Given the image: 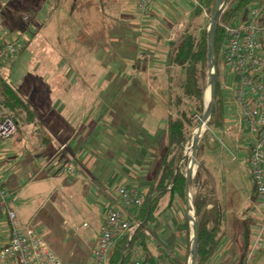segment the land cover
<instances>
[{
  "label": "crops",
  "instance_id": "1",
  "mask_svg": "<svg viewBox=\"0 0 264 264\" xmlns=\"http://www.w3.org/2000/svg\"><path fill=\"white\" fill-rule=\"evenodd\" d=\"M44 1L47 4L51 1V5L45 4L29 15V24L27 28L23 30V34H20L19 39H17L21 44V52L26 48L27 40L33 38L35 34L37 38L41 37V41H46L44 34L51 32L48 21L54 13H60V7L69 6L73 8L70 11L63 9L62 13L65 15H67V13H79L76 11V7H73L74 5H72V2H69L70 0H55V2H52V0ZM188 1L189 5L192 7L184 11L182 16L174 18V24L170 27L168 32H163L161 23L159 24L160 27L157 30V32H159V37L156 39V42L159 44L157 47L156 44L150 43L145 39L146 31H144V29L147 24L142 20L143 13L138 9L137 5L136 9L128 7L126 0H99L100 6L95 9L96 12L99 10L102 15V19L98 22V26L96 27L98 32L95 33L93 27H90L89 34H86L87 38H102V40L105 41L103 44H106V47L109 45L114 46L105 49V51L101 48V45H98L101 53L105 55V57L107 56L105 61H109L108 58L112 55L116 58L115 60H118V72L120 73L119 83L120 86L122 85V88H120H132L135 93L134 98H142L143 101H146L141 102V106L139 104L135 106V109L138 108L139 110L137 129H140V131L143 129L147 134L142 139H137L129 135L131 133L127 130L129 126L127 121L134 118L131 114H126L128 118L125 120V123H122L118 118L122 113H118V111L114 109L115 117H112L117 120V123L114 124L115 126L117 125V127L107 122V124H105V121L103 122L106 114L104 110H101V108L104 107L100 98H103V95L106 93L110 94V85L109 82H104L103 78V81L98 82V84L109 85L106 87L105 91L103 85L97 86L94 89V87L84 79L83 71H79L80 69H78L84 57L81 48L78 46L77 40L79 38L76 34L68 32L66 38H62L64 42H69V46L61 56L64 57L65 60L60 59L58 61L57 67L60 68L59 71L53 73L55 78L54 81L58 80L59 85H54L52 88H44L42 93L40 89L32 93L29 92L27 98L20 95L30 106L32 105V110L38 111L39 117L35 119V123H33L35 124L33 132L35 134H42L43 132L38 150L40 157L46 160L42 166V169L44 168L43 172L46 173L47 180L44 182L55 185L56 191L60 192L58 196L59 199L57 200L58 212L61 216L64 215L69 218L70 216H77L78 218L88 216L89 218L88 222L90 228L89 225H83V228H89V231H87L86 234H82L81 240L87 242L90 254L105 220L106 208L117 201L116 190L118 188H125L147 195L159 171V166L167 143V120L171 113L169 112L166 117V113L162 111V118L157 117V110H163L165 108L164 106H168V104L165 100L163 105V97H156L157 88H154L150 83L153 82L155 72H158V70H162L163 68L166 69L167 72L172 69L179 70L177 68H169L167 62L171 53V48L185 30L187 20L196 9L192 0ZM112 2L117 3V6L116 4L114 6L119 10V17H116V22L113 25L110 24V16L108 15L110 8L113 7ZM190 2H192V4ZM77 8L79 7L77 6ZM90 10H92V8L85 5V9H82V12H90ZM159 12L162 13L163 11L160 10L156 12L151 10L149 15L160 17L159 14L161 13ZM205 14L209 16L211 12L202 9L199 19L200 31L206 28L202 22L209 21ZM184 16L186 19L181 23L183 27L178 31L177 27L181 24L177 25L176 22H178L180 18L183 19ZM103 18H105V20ZM120 18H123V20L120 21ZM64 32H67V29H64ZM67 52L69 55H67ZM17 59H19V57L4 66L3 69L5 73H9V71L12 70V66ZM107 69H109L108 66ZM43 70L40 78H45V81L46 76H48L53 68H49L48 71L45 70L44 72ZM102 75L104 77V74ZM27 78L28 77L25 76L24 82L27 81ZM16 88L14 89L18 91ZM18 93L20 94L19 91ZM33 94H35L36 97H33ZM108 94H106V96ZM123 95L128 96V93H124ZM150 101H154V104H151ZM89 107L94 111L93 114L89 110ZM225 107H227L226 104ZM230 107L232 108L231 105ZM233 115L234 112L228 113L226 109L225 128L222 131L216 132L217 139L219 142L223 141V139L234 141L238 143L237 149L241 151L242 143L235 141L224 133L225 129L234 121L232 118ZM144 117L151 123L145 122ZM89 119L93 120L90 122ZM149 124L150 126L147 127ZM109 126L113 127V135L110 132L109 135L106 134V129ZM159 126H161V128H159ZM61 145H65L66 148L60 150ZM1 152L2 151H0V166L3 164V155ZM48 156H50L52 160L47 159ZM158 156H160L158 166L152 170L151 162ZM134 162L139 163L138 170L133 168L132 163ZM68 166L74 168V175L67 173L66 169ZM148 176H150V179L147 178ZM85 183L89 184L91 189H93L94 186L93 193L88 191L87 194H82L84 191H82L81 186H86ZM46 186L47 184H45V187ZM64 194L73 197V200L76 201L75 204L71 205L66 203ZM77 194L80 195L78 199H82L77 200ZM164 200H166V204ZM177 200L178 198L175 199L169 211H163L168 203V198H163L160 204V210L155 214L156 222L148 226L158 237L157 240H151L150 235L149 241V248L157 264H161L171 257L178 260L177 264L186 263L188 247L190 246L192 235H190L187 241L182 226L183 221L180 220L178 212L172 210L174 205L180 202ZM249 200L251 203L249 207L251 206L252 209L247 213V219L249 218L256 223L257 232L260 226L261 214L264 213V205L258 200L255 202L252 201L251 195ZM84 203L86 205H84ZM251 223L253 226V222ZM254 232L253 235L255 240ZM240 233L241 230L239 229L238 235L235 233L234 237H237L236 245L238 246L237 248L240 251V255H242L239 245V236L241 241ZM227 237L228 235L226 236L228 240L230 237ZM227 240L225 242L222 241V243H224L223 246L219 247L208 264H229L234 261L235 254L230 253L233 249V245L227 246L226 244L229 243ZM169 263L173 264L172 259L169 260Z\"/></svg>",
  "mask_w": 264,
  "mask_h": 264
},
{
  "label": "rangeland",
  "instance_id": "2",
  "mask_svg": "<svg viewBox=\"0 0 264 264\" xmlns=\"http://www.w3.org/2000/svg\"><path fill=\"white\" fill-rule=\"evenodd\" d=\"M52 2H55V0H52ZM69 2H72V5H74L73 7H76V11L79 13H67V15H65L62 13L63 9L70 11L73 8H70L69 6L60 7V13H54L48 21V26L49 29H51V32L44 34L46 41H41V37L37 38L36 34L33 38H29V40H27L26 48L22 50V52L20 51L22 54L19 52V55H21H18L19 59H17L12 66V70L9 71V73H5L4 69L2 70L3 77L12 87H17L16 89H18L20 95L24 98H27L29 92L32 93L33 91H38L40 89L42 90V93L44 88L47 89L54 87V85H59L58 80L54 81L55 78L53 73L59 71L60 68L57 67L58 61L60 59L65 60V58L61 56L69 46V42H64L62 38H66L68 32L76 34L79 38L77 40V43L79 44L78 46L81 48L84 57V60L78 69H80L79 71H83L84 79L87 80L94 89L101 85L98 84V82L103 81V78L104 82H109L110 85V94L106 93L108 94L107 96L104 94L103 98L99 97L104 107L101 108V110H104V113L106 114L103 122L105 121V124L108 123L115 126L114 124L117 123V120L113 119L115 117L114 109H116L118 113H122V115H119L118 117L119 121L122 123H125V120L128 118V115L126 114H131L134 118L127 121V123H129L127 130L131 133L129 135H132L137 139H142L147 134L143 129L142 131L137 129L139 110L138 108L135 109V106L136 104L141 106V102L146 101H143L142 98H134L135 93L132 88L121 89L122 85L120 86L119 83L120 73L118 72V60H115L116 58L112 55L108 58L109 61H105L107 56L105 57V55L101 53L100 47H98V45H101V48L105 50L114 46L109 45L106 47V44H103L105 41L102 40V38L91 39L86 37V34H89L90 27H93L95 33L98 32L96 27L98 26V22L101 21L102 15L99 10L96 12L95 9L100 6L99 0H70ZM50 3L51 1L47 4L44 0H0V45L19 39L20 34H23V30L26 29L29 24L28 16L45 4L51 5ZM126 3L128 4V7L136 9V3L133 0H126ZM190 3L192 4V2ZM115 4L117 6V3L112 2L113 7L110 8L108 14L110 16L109 22L112 25L116 22L115 19L119 17V10L114 6ZM85 5L90 6L92 10H90V12H82V9H85ZM77 6L79 8H77ZM189 7L192 6L189 5L188 0H156L151 6V9L147 13L142 14V20L147 24L146 28H143L144 31H146L145 39L150 43L156 44L157 47L159 44L156 42V39L159 37V32H157L160 27L159 24L161 23L163 32H168L170 27L174 24V18L182 16L184 11L190 9ZM151 10L156 12L161 10L163 12H159L161 13L159 14L160 17H153L149 15ZM103 19L105 20V18ZM184 19H186L185 16L183 19L180 18L176 24H181ZM121 20H123V18H120V21ZM208 22L209 21L202 22L206 28ZM64 29H67V32H64ZM67 55H69L68 52ZM107 66L109 69H107ZM217 66L218 73L220 74V66ZM49 68H53V70L49 72L44 81L45 78L41 79L40 75L42 70L43 72L45 70L48 71ZM102 74H104V77ZM217 75L216 71V78ZM25 76L28 77L26 82H24ZM181 79L182 73L176 69L167 72L166 69L163 68L162 70L155 72L153 82L150 83V85L157 88L156 97H163V105L168 97H172L173 100L178 94H180L179 85ZM226 83H232L231 77L226 80ZM102 85L104 91L106 87L109 86ZM202 85L204 88L203 104L205 110V104L207 101L206 97L209 95L207 64L205 78L202 80ZM124 93H128V96H124ZM225 94L227 95V93ZM33 97H36V95L33 94ZM150 102L151 104H154V101ZM225 104L227 105L226 109L228 113H233L235 111L230 107L228 100H226ZM164 107L163 110H157L158 118H162V111L166 113V117L169 112L172 116H175L176 107H172L171 109H168V106ZM89 110L93 114L94 111L90 107ZM34 113V117L37 119L39 117L38 111H35ZM92 120L93 119H89L90 122ZM144 120L145 122L151 123L146 117H144ZM148 126H150V124L147 125V127ZM34 127L35 124L31 123L26 125L22 123L18 124L17 132L11 138L1 142L0 151H2L1 154L3 155V164L0 166V184L3 185L7 192L14 194L15 199L10 201V209L15 213L18 224L20 226L30 225L34 228V230L45 239L50 248L56 253L61 264H88L90 252L88 251L87 242L81 240V237L83 236L82 234H86V232L89 231V218L88 216L79 218L77 216H70L69 218L64 215L61 216L58 212L57 200L59 199L58 196L60 195V192L56 191L55 185L44 182L47 180L46 173L43 172L44 168L42 169V166L46 160L40 157L38 150L43 132L42 134H35L33 132ZM115 127H117V125ZM159 128H161V126H159ZM112 130L113 127L109 126L106 129V134L109 135L110 132L113 135L114 130ZM196 130L195 127L192 131V136L193 133L195 135ZM204 133H206L207 136L204 140L198 162L202 163L207 171V174L217 188L216 196L222 201L225 212L224 230L226 233L223 242L227 240L226 236L228 235L230 238L227 237V242L229 241V243L226 242L227 244H225L227 246L233 245V249L230 253L235 254L234 261L229 264H239L242 257L237 248L238 246L236 245L237 237H234V234L237 233L238 235V230H241V220L245 219L242 218V213L251 204L249 198L252 192V184L249 178L245 154L242 150L240 151L237 149L238 143H235L234 141L223 139V141L219 142L216 132L208 131L207 127L205 128ZM190 153L191 150L190 147H188L184 151L181 161L177 164V168H180L182 173H185L188 166L192 165ZM50 156H48L47 159L52 160ZM159 161L160 156L153 159L151 162L152 170L158 166ZM198 162L196 159L195 168H193L195 170L194 178L197 174ZM132 164L133 168L138 170L139 163L134 162ZM147 178L150 179V176ZM193 181L191 183L189 196V205L191 207L193 206L192 200L197 192V185H194ZM45 184H47L46 187ZM85 185L86 186H81L82 191H84L82 194H87L88 191L93 193L94 186L93 189H91L89 184L85 183ZM79 196L80 195L77 194V200L82 199H78ZM64 200L71 205L76 202L73 200V197H70L68 194H64ZM165 201L166 200H164V202ZM177 201L180 202L176 203L172 210L178 212L180 220L183 221V217L186 216L184 202H181L180 199ZM84 205L86 204L84 203ZM193 212H195L194 207ZM252 222L255 231V240L251 246L253 250H248L242 263L264 264V232L260 235V238H258L260 231L257 229L256 232V223L254 221ZM84 224L87 226L89 225V228H83ZM188 224L191 232L192 225L190 222ZM149 231L151 234L148 233V235H151V240H157L158 237L153 231L150 229ZM5 232L6 221L0 217V234ZM190 235H192V232ZM239 243L241 247L240 236ZM223 244L224 243H222L221 247ZM192 248V243H190L187 252L188 256L186 257V263L184 264H190ZM170 259H172L173 264H177V259H173L172 257ZM170 259H167L168 261H163L161 264H170Z\"/></svg>",
  "mask_w": 264,
  "mask_h": 264
},
{
  "label": "trees",
  "instance_id": "3",
  "mask_svg": "<svg viewBox=\"0 0 264 264\" xmlns=\"http://www.w3.org/2000/svg\"><path fill=\"white\" fill-rule=\"evenodd\" d=\"M257 1L261 0H230L219 21L215 36V60L218 75L214 106L210 120L206 125L208 131L218 132L225 128L227 95L222 89L217 66H220L219 51L224 41V33L220 24L239 23L247 14L249 7ZM198 2L201 7L196 8L187 20L185 30L171 48L167 62L169 68H177L182 73L179 85L180 94L173 100L172 97L167 99L169 109L176 107V114L175 116L170 115L167 120L166 149L159 171L149 188L143 206L134 212L141 220L142 228L136 232L131 241L127 236L118 239L110 253L108 264H134L136 261L141 264H157L149 248L150 236L146 235L145 231L151 234L148 226L156 222L155 214L160 210L163 198H168V203L163 211H169L175 199L183 200L186 171L182 173L180 168H177V164L181 161L184 151L191 147L192 131L199 123L204 111L202 80L205 78L208 46L207 30H199V19L202 9L209 12L212 10L214 0H198ZM0 93L4 107L17 125L35 123V111L5 80L2 70L0 71ZM205 134L197 148V162L207 136ZM245 158L247 160L246 154ZM249 178L252 184L251 200L255 202L258 199L250 173ZM193 184L197 185V192L192 200L198 225L196 264H208L225 237V212L222 201L216 196L217 188L200 162H198ZM251 209L250 206L242 213V217L245 219L241 221L242 258L239 264H243L242 261L254 242L252 220L247 219V213ZM188 223L187 217L184 216L182 226L187 241L190 237ZM135 249L138 251L135 252Z\"/></svg>",
  "mask_w": 264,
  "mask_h": 264
},
{
  "label": "built area",
  "instance_id": "4",
  "mask_svg": "<svg viewBox=\"0 0 264 264\" xmlns=\"http://www.w3.org/2000/svg\"><path fill=\"white\" fill-rule=\"evenodd\" d=\"M133 1L143 14L155 2ZM192 2L196 8L201 7L198 0ZM205 16L210 20L211 14ZM220 26L224 33L219 51L220 82L229 105L235 110L234 121L224 133L242 143L241 150L247 155V167L257 199L264 205V0L253 3L239 23ZM182 27V24L178 25L177 30ZM20 50L18 40L0 45V71L18 57ZM229 77L231 84L226 83ZM16 132L17 123L10 117L0 95V144ZM65 148L62 145L60 150ZM66 171L75 174L72 166H68ZM115 193L117 201L106 208L105 220L88 264H108L118 239L127 236L131 241L142 228V222L134 212L143 206L146 195L125 188H118ZM12 199H15L14 194L0 184V217L6 221V232L0 234V264H61L56 253L34 228L18 224L15 213L10 209ZM261 216L258 238L264 232V213ZM250 249L253 250L252 247ZM134 264L141 263L136 261Z\"/></svg>",
  "mask_w": 264,
  "mask_h": 264
},
{
  "label": "water",
  "instance_id": "5",
  "mask_svg": "<svg viewBox=\"0 0 264 264\" xmlns=\"http://www.w3.org/2000/svg\"><path fill=\"white\" fill-rule=\"evenodd\" d=\"M230 0H214L213 7L211 10V17L209 20V26L207 29V78H208V84H209V99L206 101L205 104V110L203 112L202 118L200 119L199 123L196 126V129H200L202 125H206L208 121L210 120L213 106H214V100H215V94H216V84H217V78H216V60H215V36L217 27L219 24V21L221 19V16L223 14V11L225 7L229 4ZM205 132V131H204ZM204 132L201 135L195 136L193 133L192 143H191V153H190V160L192 165L194 166L196 164V153L197 148L199 145V141L204 134ZM190 185L189 181V170L186 169L185 173V185H184V208L186 211V216L188 221L191 223V243H192V255L190 264H196L197 262V254H198V247H197V238H198V225H197V218L195 215V212H193V206L191 207L186 201V197L188 196V189Z\"/></svg>",
  "mask_w": 264,
  "mask_h": 264
},
{
  "label": "bare ground",
  "instance_id": "6",
  "mask_svg": "<svg viewBox=\"0 0 264 264\" xmlns=\"http://www.w3.org/2000/svg\"><path fill=\"white\" fill-rule=\"evenodd\" d=\"M208 90V89H207ZM209 99V95H207L206 97V100L208 101ZM205 131V125H202L200 129H197L196 132H195V136H198V135H201L203 132ZM195 168V165L192 167V165H189L187 170H189V181H190V187H191V183L194 179V176H195V170L193 169ZM190 187L189 189L187 190L188 192V196L186 197L185 201L190 204L189 202V196H190Z\"/></svg>",
  "mask_w": 264,
  "mask_h": 264
}]
</instances>
